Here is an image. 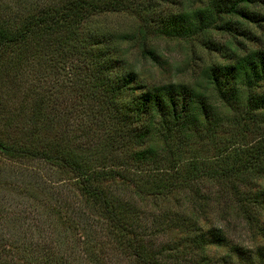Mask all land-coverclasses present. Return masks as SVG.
Instances as JSON below:
<instances>
[{"label":"trees","instance_id":"16d2710c","mask_svg":"<svg viewBox=\"0 0 264 264\" xmlns=\"http://www.w3.org/2000/svg\"><path fill=\"white\" fill-rule=\"evenodd\" d=\"M258 1L264 3V0H213L211 8L212 11L217 9L220 14L239 15L254 21L259 15L249 11L247 7ZM133 4L134 0H0V89L6 87L3 82L8 79L9 68L16 75V72L21 70L25 56L43 51L52 56L51 49L57 47L61 55L59 59L51 61L53 65L66 60L65 56L69 53H74L87 62L84 82L79 85H63L62 94L74 92L78 97L83 94L96 103L92 107L87 106L89 121L93 122L92 127L88 126L87 122L88 128L84 127L85 130L82 128L80 131L57 130L56 113L51 116L50 108V112H44V99H41L39 94L34 95L33 99H28L31 102L28 113L24 112L20 105H16L14 112L6 115L10 110L0 103V157L12 163L27 164L36 175H29L32 177L29 181L21 179L19 184H23L17 194L24 192L39 200V195L47 193L50 199L57 202L47 207V211L55 215L53 224L58 228V225H61L64 229L50 231L36 225V233L29 232L28 244L24 241L20 247L10 242L18 253L25 252L23 257L27 260L23 263L17 258L21 255H5V244L0 241V264H117L119 261L115 258L113 263L112 255H97L105 247L103 244L107 245L103 243L107 240L111 244L109 252L122 253L123 255L118 257L129 260L130 264H212L213 261L208 255H169L171 249L177 250V247L155 245L154 240L161 233L160 229H140L139 215H132L126 207L131 206L133 198L143 200L146 197L145 191L154 194V190L169 191L180 188V152L176 147L182 138L178 137L195 136L196 125L209 120L215 108L214 104L220 103L227 111L232 109V103L236 99L231 98L237 96L242 88L248 92L244 99L247 109L258 105L264 107V94L259 95L253 91L264 81V51L249 52L234 64L231 63L232 65H224L222 69L212 65L205 71L204 90L210 89L211 93H208L216 99H206L201 92L183 84L146 88L136 81L134 72L115 77V59L110 54H101L99 51L83 53L84 45L92 49L107 47L105 33L88 28L87 25L98 15L120 11L139 12V6L133 7ZM205 11L193 10L191 15H197L195 21L188 19V11L180 12L163 28H179L187 32L202 31L206 24L211 22L208 21L210 17L203 20ZM82 27L83 30H80ZM149 54L155 57L152 50ZM51 59L53 57H49V60ZM81 73L78 68L73 73L74 77L70 74L72 80L76 82ZM113 78H116V81ZM26 96L22 98L27 99ZM125 97L131 98L132 109L129 111L132 113L124 116L121 114L123 110H120V100ZM49 103L53 106L58 104L53 98ZM66 105L68 104L65 103V108ZM140 122L142 123L139 126ZM98 129L102 131L95 133ZM175 138L179 142L177 145L175 141L171 143ZM156 140L170 157L167 159L168 168L162 169L163 172L152 171L140 179L139 175L130 177L124 169L119 170L107 165L112 158V163L119 165L120 161L114 159L113 151L122 152L130 146L134 147L131 148L134 151L130 156L137 164L141 163V159L146 160V156L158 151L157 148H152V141ZM121 141L127 142L125 146L122 143L124 148H119ZM146 145L144 149L143 146ZM139 146H142L143 150H139ZM229 157L231 161L220 168L225 180L242 182V167L264 166V145L256 144L245 148L240 154L230 153ZM34 166L59 167L63 172L72 174L79 201L91 207L95 211H92L94 215L85 216L82 205L81 210L80 207L76 210L72 201H68L66 196L61 197V188L52 187L49 181H45L47 184L44 181L38 182L41 173L36 171ZM120 167L124 168L122 163ZM6 184L10 186L1 177L0 189L6 188ZM19 184L11 188L18 187ZM116 188L128 190L130 198L115 193ZM11 193L15 195L14 190H11ZM259 195L263 197L262 193ZM254 196L257 197L258 193ZM38 202L45 203L44 198ZM4 208L0 205V220L6 217ZM72 228L79 230L78 241H82V246L63 247L62 240L65 241ZM142 235L143 238L148 237L149 241L142 242ZM193 235L192 241L198 242L200 246L210 243L221 245L225 242L223 234L219 230L216 232V229L211 231L212 240L201 230ZM57 239L62 240L60 242ZM258 250L257 255H239L238 263L242 261V264H264V247Z\"/></svg>","mask_w":264,"mask_h":264},{"label":"rangeland","instance_id":"374dc122","mask_svg":"<svg viewBox=\"0 0 264 264\" xmlns=\"http://www.w3.org/2000/svg\"><path fill=\"white\" fill-rule=\"evenodd\" d=\"M213 4V0H134L133 7L138 5L139 12L120 11L93 17L92 23H88L87 27L105 33L107 47L92 49L84 45L83 53L99 51L101 54L104 52L106 55L110 54L115 59L113 63L115 74L112 73L115 77L134 72L136 81L146 88L164 84H183L196 92H201L206 99H216L215 96H210V89L204 90L205 71L212 65L220 69L224 65H232L249 52L264 51V3L258 1L248 5L249 11L259 15L254 21L239 15L220 14L217 9L212 11ZM197 9H205L203 20L210 17L208 21H211L202 31L187 32L179 28L174 30L163 28L169 20L183 11H188V19L195 21L197 15L191 13ZM224 21L231 23L225 24ZM80 30H83V27ZM51 50L52 56L46 51L25 56L21 70L16 72V75L9 68L8 79L6 81L4 79L3 82L6 87L0 89V103L10 110L6 111V115L14 112L13 108L16 105H20L23 111L28 113L31 106L28 99H33L34 95L39 94L41 99H44L42 106L44 112H50L48 110L50 108L51 116L56 113L57 130L80 131L82 128L85 130L84 127L88 128L87 122L88 126L93 124L89 121L88 108L96 104L95 101L87 99L83 94L78 97L74 92L63 95L62 86L68 83L79 85L84 82L87 62L71 50L73 54L67 52L70 55L65 56L66 60L53 65L51 61H55L54 59L61 54L57 47ZM150 50L155 57L149 54ZM49 57L53 59L49 60ZM78 68L82 73L77 77L76 83L71 75L74 77L73 73ZM113 79L116 81V78ZM240 89L238 95L231 98L236 99L232 103V109L227 111L220 103L214 104L215 108L209 120L196 125L195 136L191 138L177 136L179 139L182 138L180 143L177 138L171 141V143L175 141V145L179 143L176 148L180 152L178 160L180 167L178 178L182 184L180 188L169 191L154 190L156 191L154 194L145 191L146 197L143 200L133 198L131 206L126 207L132 215L136 217L139 215L140 229L148 230L155 227L160 229L161 233L154 240L155 245L177 247V250L171 249L169 255H208L213 261L212 264H242V261L238 263L239 255H257L258 248L264 247V166L242 167V182L226 181L220 169L231 161L230 153L240 154L245 148L256 144L264 145V107L258 105L247 109L244 99L248 92ZM253 91L259 95L264 94V81ZM22 96H26L27 99H23ZM51 98L57 100L56 106L49 103ZM65 103L68 104L66 108ZM120 104L122 115L132 113L129 111L132 109L130 97L121 99ZM98 131L102 130L94 132ZM152 142H154L152 148H157L158 151L146 156V160L141 159V163L137 164L130 156L134 151L131 150L134 147L130 146L127 148L129 150L125 148L126 150L122 152L113 151L112 154L124 168L120 167V162V166L116 162L112 163L113 158L107 165L119 170L124 169L130 177L139 175L140 179L152 171L163 172L162 169L168 168L167 159L170 157L160 148L159 141ZM122 143L125 146L127 142L121 141L119 148L123 146ZM143 148L139 146V150ZM35 170L41 173L38 182L49 181L52 187L61 188V197L66 196L68 201H72L76 210H79V207L81 210L82 205L85 216L94 215L95 211L91 207L79 201L72 174L63 172L59 167L40 166L35 167ZM32 172L27 164L12 163L0 157V178L10 184L0 189V205L5 207L6 215L0 220V241L5 244L3 253L21 255L17 258L22 263L27 260L23 257L25 252L18 253L10 242L19 246L24 241L28 244L29 232L36 233L34 229L36 225L50 231L64 230L61 225H58V228L53 224L55 215L47 211V207L57 203L50 199L47 193L39 195V200L24 192L17 194V190L20 192L23 184L21 181L20 185L19 181L23 178L25 181L31 180L32 177L29 175L36 176ZM18 184V187L11 188ZM11 190L15 191V195ZM117 192L121 197L130 198L128 190L116 188L115 193ZM255 193H258L257 197L254 196ZM259 193H262L263 197ZM43 198L45 203L38 202ZM71 215L76 218L75 215ZM215 229L216 232L219 230L223 234L225 241L223 244L210 243L200 246L198 242L192 241L193 234L199 230L212 240L211 231ZM70 230L65 241L61 239L63 247L82 246V241H78L79 230L73 228ZM141 239L142 242L149 241L148 237L143 238V235ZM57 240L61 242L60 239ZM103 243L107 245L103 244L105 247L97 255H112L113 263L116 258L119 261L117 264H130L129 260L118 257L123 255L122 253L109 252L111 244L108 240ZM13 259L15 261L16 256Z\"/></svg>","mask_w":264,"mask_h":264}]
</instances>
